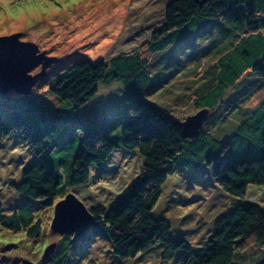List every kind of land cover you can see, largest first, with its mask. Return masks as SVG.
<instances>
[{"label": "trees", "instance_id": "trees-1", "mask_svg": "<svg viewBox=\"0 0 264 264\" xmlns=\"http://www.w3.org/2000/svg\"><path fill=\"white\" fill-rule=\"evenodd\" d=\"M203 34L209 39L207 52L222 54L211 78L195 92L194 104L199 112H209L208 119L221 117L225 126L216 134L204 124L198 137L189 138L180 121L151 100L162 88L160 71H152L151 61L160 56L163 63L173 62L177 52L173 47L189 51L194 37ZM220 37L225 43L218 41ZM118 83L126 92V104L117 141L114 125H108L113 117L107 103L112 102L98 98L102 89ZM41 84L67 103L63 123L30 96L36 93L12 107L0 106V148L6 146L4 141L18 139L37 158L23 170L22 181L12 184L30 203L10 213L0 203V221L8 229L40 237L37 210L53 207L69 189L92 186L99 171L120 150L143 160L139 181L111 207L89 208L95 218L92 227L105 235L117 257L129 259L162 243L164 260L180 254L183 264H234L237 253L252 243L264 246V203L244 201L251 186H264V99L255 107H244L256 89H264V0H172L166 7L164 27L146 51L120 54L108 61L81 55L65 69L47 74ZM237 107L245 111L234 123L227 117ZM84 109L108 119L102 127L108 130V126L111 135L87 124L79 115ZM184 170H201V177L209 175L233 197L228 209L214 220L202 247L173 238L171 222L154 215L169 178ZM89 230L76 242L65 235V243L48 258L50 264H68L69 248Z\"/></svg>", "mask_w": 264, "mask_h": 264}, {"label": "rangeland", "instance_id": "rangeland-1", "mask_svg": "<svg viewBox=\"0 0 264 264\" xmlns=\"http://www.w3.org/2000/svg\"><path fill=\"white\" fill-rule=\"evenodd\" d=\"M170 1L0 0V37L19 35L20 42L32 44L38 50L37 54L43 56L42 62L30 72L33 77L39 76L37 82L31 87L24 84L18 89L0 93V106L3 109L12 107L22 97L36 93L30 96L38 105L45 107L50 116L63 123L68 114L67 103L50 94L44 86L39 87L47 74L53 73L55 69H65L81 55L93 61H108L120 54L146 51L155 33L164 27L166 7ZM218 41L225 43L222 37ZM206 42L209 39L205 40L204 34L196 36L191 41L189 51L179 52V46L173 47V51H177L173 62L163 63L164 59L160 56L159 59L153 57L151 61L152 71H160L162 88L153 95L154 98H148L179 121H186L199 113L194 104L195 92L211 78L210 74L222 54L215 50L208 53ZM101 92L98 99L110 98L112 102L107 103L109 116L113 117L108 125L111 122L114 125L116 136L113 139L118 141L126 92L120 83L110 89L104 88ZM263 99L264 89H256L249 102L246 105L244 102L240 107H255ZM236 111H240L238 115L234 114ZM244 111L237 107L227 118L237 123L236 116L240 117ZM79 115L87 124L111 135L108 126V130L102 127V121L108 119L92 115L88 109L79 112ZM5 117L8 121L6 114ZM220 118H209L205 122V129L217 134L225 126ZM3 144L6 146L0 148V203L6 213H10L16 206L30 203L16 192L12 184L22 181L23 170L33 165L37 158L33 150L18 139H8ZM142 166L143 160L136 153L118 150L104 166L105 169L99 171L97 181L92 186H80L67 192L76 194L88 208H109L135 187L141 177ZM199 171H176L164 186L163 195L154 209L156 218L171 222L173 238L186 239L194 247H200L208 241L214 220L228 209L233 199L209 175L201 177ZM244 201L263 204L264 186H251ZM56 204L37 210L36 222H40L42 229L40 237H30L26 230L8 229L0 221V264H23L25 260L35 264L52 262L49 259L53 258V253L46 257L48 248L57 244L56 249H59L65 243V235L52 230ZM75 236L69 235L73 237V242L78 239ZM251 245L248 250L237 253L234 264H264V246ZM164 249L165 246L159 243L146 252L122 260L113 253L110 241L94 226L83 239L69 248L68 264H183L180 254L172 260H164Z\"/></svg>", "mask_w": 264, "mask_h": 264}, {"label": "water", "instance_id": "water-1", "mask_svg": "<svg viewBox=\"0 0 264 264\" xmlns=\"http://www.w3.org/2000/svg\"><path fill=\"white\" fill-rule=\"evenodd\" d=\"M38 50L28 43L20 42L19 35L0 37V93H6L25 84L26 87L33 86L38 77H33L30 72L43 60L38 55ZM209 117L207 110L200 111L190 116L186 121H180L185 135L189 138L199 136ZM95 222L91 210L80 200L76 194L69 193L67 197L57 203L52 230L61 235L76 234L75 239L89 230ZM57 244L48 248L46 257L54 253ZM23 264H35L25 260Z\"/></svg>", "mask_w": 264, "mask_h": 264}, {"label": "snow or ice", "instance_id": "snow-or-ice-1", "mask_svg": "<svg viewBox=\"0 0 264 264\" xmlns=\"http://www.w3.org/2000/svg\"><path fill=\"white\" fill-rule=\"evenodd\" d=\"M4 6L7 7V3H5ZM29 10H31V9H29Z\"/></svg>", "mask_w": 264, "mask_h": 264}]
</instances>
